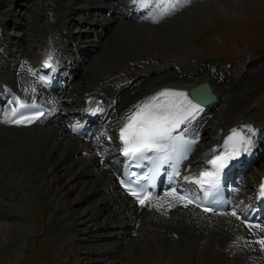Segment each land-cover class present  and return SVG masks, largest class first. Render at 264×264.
<instances>
[{
    "label": "bare ground",
    "instance_id": "bare-ground-1",
    "mask_svg": "<svg viewBox=\"0 0 264 264\" xmlns=\"http://www.w3.org/2000/svg\"><path fill=\"white\" fill-rule=\"evenodd\" d=\"M50 1L45 5L42 0H0V110L5 111L10 99L17 104V97L52 109L41 129L8 127L5 120L0 124V259L26 235L17 228L25 227L28 208L23 209V203L32 211L39 202L44 211L43 241L51 235L63 253L71 246L78 264L120 257L127 264H264V247L257 243L264 237V221L261 227H248L229 214L200 212L175 195L137 208L113 179L114 147L101 146L102 161L93 153L107 137L118 146V127L160 88L188 89L207 82L218 100L182 132L191 140L202 134L199 153L216 154L233 128L243 130L253 141L246 159L252 158L253 166L259 164L264 159V57L246 63L239 58L237 66L246 70L233 78L227 63L194 62L195 56L189 54L179 70L151 65L156 60L169 65L186 49L188 23L198 14L228 15L232 3L238 14L246 3L179 0L175 10L162 15L160 0ZM74 4L79 6L76 11ZM28 15L34 29L22 21ZM15 17L21 22L14 24ZM75 26L80 28L76 34L71 29ZM93 26L100 30L96 41L89 38ZM12 29L22 35L12 34ZM142 58L148 59L145 66L139 64ZM40 59L53 64L59 97L33 77L34 69L44 67ZM94 109L102 115L91 120ZM88 118L89 126L98 125L93 134L81 140L70 130L67 133L66 122ZM249 127L254 135L247 132ZM263 175L264 168L261 174L253 173L243 190L258 185ZM77 209L80 216L75 215ZM69 259L59 254L56 264H73Z\"/></svg>",
    "mask_w": 264,
    "mask_h": 264
},
{
    "label": "rangeland",
    "instance_id": "rangeland-1",
    "mask_svg": "<svg viewBox=\"0 0 264 264\" xmlns=\"http://www.w3.org/2000/svg\"><path fill=\"white\" fill-rule=\"evenodd\" d=\"M42 1H45V5L52 2L50 0L48 1L42 0ZM242 1L246 3L245 4L246 7L242 9L241 12H239L238 14H234L233 3H232L231 6H229L228 15H225V14L223 15V13H218V14H213L209 18L203 13V14L197 15L198 17L197 20L196 19L193 20L192 18L189 21L188 23L189 26L186 30V36L189 37V39H187L188 42H187L186 49L183 50L180 53V55H178L176 59H174L169 65L167 64L166 61L164 62V61L159 60L157 63V60H156V62L154 63H152L153 61L150 62L152 63L151 64L152 67L153 66H157V67L159 66L169 67L170 66L174 70H179L180 66H182V64H184L185 62L184 59H186V55L189 54L193 57L195 56V58L200 59L201 61L206 62V63L216 62L219 64V62L220 63L228 62L229 67L231 65H235L234 67H235L236 72L229 73V76L236 77L238 76L239 71H241L240 69H242L243 71V68H244L243 67V68L238 69L235 64L236 60H238L242 56H243L242 58H244V55H247V54L248 56L252 58L256 57L259 60L262 59L264 57V0H242ZM104 5L108 6V3H105ZM20 7L21 6H19L17 9L20 10ZM78 7H79L78 4H74L72 6V8H75V11L78 9ZM206 8L208 7L206 6ZM91 10L95 14L94 9L91 8ZM98 17L99 16L95 17L94 20L96 21L97 20L96 18ZM100 20L101 19H99L98 21L100 22ZM22 21L28 22L27 24L30 25L32 29H34V25L31 23L29 15L27 16V19L24 18ZM14 22H15L14 24H17V22L18 23L21 22V19L18 17H15ZM259 24H262L261 27H259ZM98 28L96 26H93L92 28H90L89 31H91L93 34L91 37H89L90 39L96 41L94 36L99 34L98 32L100 30ZM71 29L74 31L75 34L80 30V28L76 26L71 27ZM12 34L22 35V33L19 32L18 30H16V32ZM30 39L31 38H29V40ZM95 44L96 43H93V45ZM70 53L73 54V52H70ZM184 55H185V58H184ZM73 56H77V54H74ZM80 57L81 56H78V58ZM15 59L16 58H12V60H15ZM147 60L148 59H143V58L140 59L139 61L140 66H145L147 63ZM131 62L132 61L128 62V66L130 69L134 70L135 67L132 65ZM243 62H244V59H243ZM238 63H239V60H238ZM164 64H167V65H164ZM81 73L83 74L84 72H81ZM45 126L46 124L40 127L37 126L36 130L44 128ZM263 162L264 161H262V164H264ZM258 169H259L258 167L253 169L252 173L256 172ZM252 173H250V175ZM250 175H248L247 177H249ZM59 200L62 201V198ZM30 202H32L31 199H30ZM94 206L97 207L98 204H95ZM27 208H28V210L26 211L27 215L26 214L23 215L25 219L23 222L25 229L17 227L20 231L24 232L26 235L23 237L21 244L14 245L11 252L8 253L9 255L4 256L2 259H0V264H56L57 259L59 258V254H61V256H64L66 258L70 256V259H69L70 263L78 264L79 261H77L76 258L73 259V256L75 253L72 252L71 246H69V248L67 247L66 253H63L51 241V235H49L48 238H46L43 241L44 239L43 232L45 230L43 229L44 228V223H43L44 211L42 210L40 203L39 202L35 203L34 210H32L33 212L30 211L28 205L26 206V204L23 203V209L26 210ZM19 209L20 211L18 212H19V216L21 217L20 214L23 213V210L20 204H19ZM77 210L78 211L76 212L75 215L80 216V210L79 209ZM63 214L66 216L65 212H63ZM77 219H79V217H77ZM17 222L18 221L15 220V223ZM6 223H9V222H6ZM34 225H39L40 229L36 230L34 228ZM216 234L217 232L214 233V235ZM83 249L85 250V248ZM48 251H49V256H52V258L49 257L50 259L48 258ZM78 254H79L78 256H80V253ZM102 264H125V261H123L121 257L114 258V259L109 258L108 261Z\"/></svg>",
    "mask_w": 264,
    "mask_h": 264
},
{
    "label": "snow or ice",
    "instance_id": "snow-or-ice-1",
    "mask_svg": "<svg viewBox=\"0 0 264 264\" xmlns=\"http://www.w3.org/2000/svg\"><path fill=\"white\" fill-rule=\"evenodd\" d=\"M162 5V15H166L170 10H175L179 0H160ZM43 79V78H42ZM16 103L19 108H13L11 115L17 117L20 109H29L35 105H28L20 101L17 97ZM195 97L189 98V93L175 90H163L150 97L143 104L138 105L136 111L129 117L128 124L122 129L121 138L127 145L124 154L126 156L142 155L150 151H162L167 142L176 139L173 137V131L180 125L188 123L195 119L196 114L202 111L198 103L194 102ZM33 117L26 116L23 113L12 121L13 123H30ZM73 127V131H76ZM248 133H253L249 127ZM254 135V133H253ZM253 141L251 136L246 135L243 130L233 129L226 141V147L222 155H217L210 161L215 171L204 172L199 183H212L219 173L229 166L230 163L241 158L242 154L250 152ZM264 189V186H262ZM131 195L144 200L149 197L140 198V194L129 189ZM180 199H184L183 196ZM192 201H189L191 203ZM186 206V205H185ZM209 209L205 208V211ZM236 215L235 212L232 213ZM264 247V239L257 241Z\"/></svg>",
    "mask_w": 264,
    "mask_h": 264
},
{
    "label": "water",
    "instance_id": "water-1",
    "mask_svg": "<svg viewBox=\"0 0 264 264\" xmlns=\"http://www.w3.org/2000/svg\"><path fill=\"white\" fill-rule=\"evenodd\" d=\"M206 87H208V86H206ZM200 88H202V87H199L198 89H200ZM209 89H210V87H209ZM210 91V93H211V90H209Z\"/></svg>",
    "mask_w": 264,
    "mask_h": 264
}]
</instances>
